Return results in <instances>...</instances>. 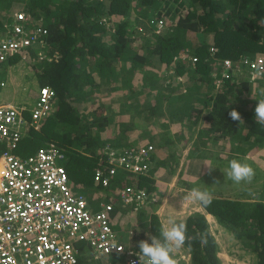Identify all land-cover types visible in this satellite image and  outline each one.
I'll return each mask as SVG.
<instances>
[{
    "label": "trees",
    "instance_id": "16d2710c",
    "mask_svg": "<svg viewBox=\"0 0 264 264\" xmlns=\"http://www.w3.org/2000/svg\"><path fill=\"white\" fill-rule=\"evenodd\" d=\"M130 1L0 0V35L8 23L5 15L9 17L11 10L17 9L28 18H33L34 22L35 19L42 20L48 32L45 38L47 44L59 52V58L48 62L36 59L37 52H31V55L29 51L33 47L27 50L28 58L36 56L33 65L38 69L35 68L38 88H51L55 97L48 119L37 131L31 132V138L19 144L16 152L26 156L38 147L54 143L66 154V168L72 184L81 183L92 188L95 184L93 172L103 161L101 152L105 142L98 134L109 122L101 116L98 104L95 105L98 103L95 96L100 93L95 77L118 80L125 69H120L119 63L126 61L147 84L154 80V74L147 69L162 65L185 79L193 80L194 84L205 81L211 71L212 60L207 48L216 50L215 57L229 60L264 55V0H183L188 4L187 12L177 19L172 28L168 27V21L179 13V6L175 7L178 0H133L138 2L135 3L136 15H132ZM156 16L166 20V28L156 35L151 34L145 24L144 31L151 35L141 40L139 45H131L129 37L133 34V26L143 25L150 17ZM105 18L115 22L116 37L110 41L112 46L103 40ZM24 26L29 29L32 25L26 23ZM180 52L196 56L198 62L192 65L182 61L178 58ZM47 53L52 56L53 51ZM20 57L17 55L7 63L14 64ZM240 77L236 75L232 83H222L217 91L208 85V92L201 93L192 102V127L197 126L202 118L216 133L213 138L209 137L211 145L223 142L221 144L225 147L237 145L239 149L244 143L264 146V126L256 122L254 113L258 100L264 99V95L255 93L249 105L245 107L243 101L236 106L239 97L245 93L250 95V86L246 81L237 84ZM83 102L91 104V120L85 118L88 113L79 112L74 106ZM244 107L249 113L244 114L242 122L233 121L229 113L236 110L242 114ZM126 132V129L121 130L115 136L117 141L110 143L115 150L122 152L128 147L145 146L127 143ZM3 151L0 145V156ZM119 174H124L125 178L130 175L126 172ZM139 179L143 182L142 187L149 194H154L151 179L142 176ZM200 207L204 210L203 214L196 212L185 220H179L186 224L187 234L195 238L190 247L187 244L183 247L190 256V264H221L217 257L218 245L209 233L206 214L224 225L240 226L235 235L238 239H245L241 242L243 246L248 244V248L245 246L243 249L254 254L255 264H264V203L213 198L211 206L200 204ZM149 226L151 234L159 238L161 226L155 216L149 219Z\"/></svg>",
    "mask_w": 264,
    "mask_h": 264
},
{
    "label": "built area",
    "instance_id": "2783aa9c",
    "mask_svg": "<svg viewBox=\"0 0 264 264\" xmlns=\"http://www.w3.org/2000/svg\"><path fill=\"white\" fill-rule=\"evenodd\" d=\"M33 22L22 12L12 15L0 35V64L17 55L26 59L29 48L44 45L47 30ZM26 23L32 26L26 29ZM147 26L158 35L166 23L162 18L150 19ZM138 31L149 35L141 28ZM207 50L212 60L208 79L214 91L222 83H232L236 75L245 77L250 87L264 85V55L229 60L215 57L213 47ZM178 58L192 65L198 62L196 56L184 52ZM38 59L44 60L45 55L38 54ZM8 83H12L10 76ZM6 86L7 82H0L1 88ZM54 97L51 88H38L28 117L25 107L0 103V143L5 147L0 157V264H78L81 251L77 243L85 244L96 258L123 255L124 264H139L138 252L120 244L111 228L113 203L93 209L82 193L73 192L65 168L66 156L54 143L26 156L16 153L29 129L37 131L48 119ZM154 152L153 145L128 147L122 152L104 149L101 166L93 172L94 183L108 190L119 171L130 174L131 179L147 176ZM118 198L120 204L136 212L157 202L155 194L128 185L120 188ZM176 261L189 264L184 256Z\"/></svg>",
    "mask_w": 264,
    "mask_h": 264
},
{
    "label": "crops",
    "instance_id": "0c3cea01",
    "mask_svg": "<svg viewBox=\"0 0 264 264\" xmlns=\"http://www.w3.org/2000/svg\"><path fill=\"white\" fill-rule=\"evenodd\" d=\"M133 26V30H134ZM131 30V33L132 31ZM111 40L116 37L114 29L110 31ZM111 46V45H110ZM39 47H35L33 51L30 52H36L39 51ZM120 64V69L125 68L121 72V75L119 76V79L114 81H110L111 79H107V77H95L94 82L99 85L100 93L98 96L101 98L102 103L106 105L107 108V114H105V118L108 120L109 125L106 127L105 131L101 134L105 133V136H100V140L102 142H105L107 144L115 143L117 140L115 139V136L119 134L121 130L126 129L128 132H126V138L127 143L134 142L136 145H142L145 143L146 145H153L155 148L154 157L152 161V170L155 174V170H159V167L162 166V163L166 162V159L169 160L166 150V146H170L169 140H171L170 135L162 136L159 134V139H155V133L154 128L157 127L155 124H161L163 120H166V126L168 127V131L172 129V125H174L176 122H181L180 126L181 129L184 131L185 129L191 130L193 128L191 124L187 125L186 122H189L192 118V113H190L192 108V102L196 101L198 96L203 92H208L207 86H212L211 81L208 79V76H206L205 81H197L194 84H190V89L185 94H179V92H163L159 91L157 88V81L159 80V77L156 74L161 73L164 71L165 68H163L164 65L161 67L159 66L156 68H148L147 72H154V77L152 80L153 83H148L146 80H142V76H138L137 71L132 70L131 66L128 64V62H122ZM150 76V75H149ZM148 76V77H149ZM159 83V82H158ZM22 85V84H21ZM13 87V85H11ZM16 89L15 87H13ZM165 90V88L163 89ZM205 90V91H204ZM192 98H187L188 95L192 96ZM4 99V100H3ZM0 97V103L1 104H8L13 105L17 107H24L20 103L19 100H16L17 97H14L10 94H5L4 98ZM6 100V101H5ZM195 103V102H194ZM114 106H117L116 108V115L115 117L110 114V109L114 108ZM26 108V107H25ZM183 109V110H181ZM113 110V109H112ZM53 111V110H52ZM160 117H163V119H159ZM165 118V119H164ZM28 119V118H27ZM154 119H159L158 122H155ZM146 120L148 121V124L145 126H140V121ZM203 119L201 118L199 123H201ZM149 122H153L154 125L150 124ZM193 122V120H192ZM190 122V123H192ZM44 123V122H43ZM42 123V124H43ZM40 124V126L42 125ZM186 124V125H185ZM197 124V126H198ZM32 131H36L33 128L29 129L28 136H24L21 140V142L24 139L31 138ZM169 133V132H168ZM131 135V136H130ZM130 136V137H129ZM206 137V136H205ZM133 138V139H132ZM159 140V141H158ZM183 141V140H182ZM20 142V143H21ZM188 143V142H186ZM165 144V145H164ZM184 144V142H182ZM1 147L4 148V144L0 143ZM177 145V144H176ZM181 145V142H180ZM218 145V143H214L211 145L213 147V150ZM263 146V145H262ZM212 150V151H213ZM254 150L255 152L250 155V151ZM119 151V150H118ZM188 151V150H187ZM224 152L227 156L226 158H223L221 156H218L216 153L213 155H201L198 154L193 159H190L186 164L184 161L179 159V164L177 166V170L174 174V176L170 177V181L168 182L165 177H157L154 175L147 174L148 178L151 179L153 182V186L159 187L161 189L158 193L161 195H165L166 197H160L159 196V204L152 206L153 204H150L149 208H146L147 212L145 213L147 218L142 215L144 210H138V212L134 211L131 207L123 206L118 201V192L122 186H132L136 189H144L143 182L141 179H137L133 177L132 181L130 183H122L124 180H120L118 177L119 173H122L119 171L116 178L112 180V185L107 191V194L103 193V190L99 189L97 185H93L92 188L85 187L81 185V188H77L75 185L71 183V188L74 193H80L82 189L85 191L89 188L90 190H87L86 195L89 196L88 200L90 201V206L93 209H98L100 204H112L113 203V211L109 214V222L111 225L112 230L114 231L115 235L117 236V240L120 244H122L125 248L134 250L135 252L139 253V247L138 243L139 241L143 240L142 237H145L147 239L146 233H150V226H149V219H151L153 216L157 218L160 225L163 226L161 222V215L164 211L165 202L169 201V198L167 197L168 191L167 189L171 190L172 188L176 190V186H174L175 177L177 179L182 175L185 179H187L188 186L190 185L191 181L194 182H200V181H206L208 180V184L214 185L212 194L213 198H219V199H237L235 198L238 194H244L243 196H239V198L244 199H237L243 202H262L264 203V192H261L260 189L264 190V186L258 190L255 189L254 183H244L237 185L233 183L230 179L226 176V171L228 167V162L232 159H239L243 162L249 161H257V165L254 166V163H251L250 165L253 167L255 172L260 173V176L262 179H264V146H256L251 143H244L241 145V148L239 149L237 145L229 146L228 148H223V150H216L215 152ZM17 153V152H16ZM32 154V153H29ZM26 154V155H29ZM255 155H258L259 157H256L255 160H252V157ZM167 156V158H166ZM156 159V160H155ZM254 159V158H253ZM180 166V167H179ZM1 167V163H0ZM158 167V168H157ZM169 169V168H168ZM178 171V174H177ZM177 174V176H176ZM147 176H142L146 178ZM260 181V179H254ZM168 182V183H167ZM196 183V184H197ZM228 183V187L227 184ZM117 184H120L119 187ZM163 185V186H162ZM167 187H165V186ZM224 186L226 188L224 189ZM115 188V189H114ZM145 190V189H144ZM223 190H227L226 196L223 194ZM191 189H189L190 193ZM258 191V192H257ZM254 193L253 196L251 194ZM223 194V196H222ZM247 194V195H246ZM249 194V196H248ZM257 195L256 199L255 196ZM252 201V202H251ZM188 203V200H187ZM152 206V207H151ZM200 206V205H199ZM168 207V205H167ZM195 212L204 213V210L199 207L198 210ZM143 217V218H142ZM211 215H205L206 220L209 218H212ZM142 218V221L139 222V219ZM183 220V219H177ZM143 222V225L141 226ZM146 222V223H145ZM222 228L225 229V232H229L232 234L235 238L237 236L235 233L238 231L239 227L236 226H227L224 225L222 222H218ZM220 227V226H219ZM217 227V228H219ZM220 227V228H221ZM219 228V229H220ZM152 235V234H151ZM232 238L234 240L235 238ZM241 241L245 239H240ZM240 241V242H241ZM150 242V241H149ZM242 244V243H241ZM78 248L81 251V255L79 258V264H81V261L84 259L91 258V261L97 262V264H110L111 262L115 263L113 259L120 256L122 260L118 262V264H124V256L123 255H106V256H100L99 258H96L85 246V244H76ZM243 245V244H242ZM80 246V247H79ZM179 252L183 254L185 258L189 261V254L184 251V249H179ZM175 253V257H176ZM187 255V256H186ZM223 263L224 260H223ZM179 264H186L185 262H180ZM190 264V261H189Z\"/></svg>",
    "mask_w": 264,
    "mask_h": 264
},
{
    "label": "rangeland",
    "instance_id": "374dc122",
    "mask_svg": "<svg viewBox=\"0 0 264 264\" xmlns=\"http://www.w3.org/2000/svg\"><path fill=\"white\" fill-rule=\"evenodd\" d=\"M131 1H132V3L130 5V10L132 12V15L133 14L136 15L137 13H136L135 9H137V6L135 3H138V2L133 1V0H131ZM167 1H173L174 2L176 0H167ZM175 4H176L175 7L179 6V13L175 17V21L173 20L174 25H175V22L177 21V19L179 17L185 16V13L187 12V5H188L183 0H178ZM11 11L14 13L17 11V9H14ZM5 16L9 19L8 15H5ZM105 20L108 21V18H105ZM107 21H106V24L104 27L105 28V36H104L103 40L106 44L112 46V43L110 42L111 41V38H110L111 37V35H110L111 29H108V27L114 28V26L110 25L109 22H108L109 23V25H108ZM33 50H31V51H33ZM36 52H38V51H36ZM30 54L32 55L31 52H30ZM35 57L36 56H33V58H35ZM25 58L26 59L20 57V59H18L17 62H15L14 64H11V65H9V63L0 64V82H5V83L7 82L6 87H3V88L0 87V97L3 99L5 94H10V95L14 94V97L15 96L17 97L16 100H19L20 103L22 105H24V107H26V111H27L26 116L28 117V111L33 106L32 102L36 96L38 83H37V77L35 76V72H36L35 68L37 69V66L33 65L34 60H33L32 56H31V59L26 57V56H25ZM156 75L159 77L160 81H158V82L160 83L162 81L161 78L164 77L163 71L159 74H156ZM9 76L12 79V83H10V84L8 83V77ZM244 81H246V78L242 77V78H240V80L238 81L237 84H242L241 82H244ZM11 85H13V87H15L16 89H14ZM158 85H157V87H158ZM249 89H250V91H249L250 95L245 93V94H243L242 97H239V99H237V101H236V106L241 105L244 101L243 105L246 107V105H249L251 103V100H253V98H254L253 96H255L256 94L260 95V93H262L261 95H264V85H258V87H249ZM95 97H97V101H98V103L96 102L95 105L98 104L99 112H102L101 116L103 117V116H105V114H107L106 105L102 103V100L99 96L96 95ZM192 97H193V94H192V96H190V95L187 96V98H192ZM89 105H91V104L88 102H83V103L74 105L77 107L79 112L88 113V115L85 117V118H87V120L92 119V116L90 113L92 109H90ZM245 107L241 109V112H242V114H240L241 118L244 116L245 113H249L248 110L245 109ZM116 108H117V106H114V108L110 109L109 113L113 114V117H115V115H116V113H115ZM88 110H90V111L88 112ZM159 119H163V117H160ZM158 120L154 119L155 122H158ZM140 122H141L139 124L140 126H145L148 124V121H146V120H143ZM190 122H192V119L189 122H186V124L187 125L191 124V126H192L193 122L192 123H190ZM149 123L154 125L153 122H149ZM166 123H167L166 120H163V122H161L162 125L155 124V125H157L158 129L156 127L154 128L155 139H153V140L159 139V134H161L160 137L165 135L166 138H168L167 136L170 135L171 140H172V141H170V140L168 141V142H170V144H169L170 146H166L167 147L166 153H167L169 160L166 159V162H164V164L162 163V166L159 167V170H155V174L152 173L156 176V178L157 177H160V178L165 177V179L169 182L171 179L170 177L171 176L173 177L176 170H177V166L179 164V159H181V156H182V161H184L185 164L190 159H193L195 156H197L198 154H201V155L205 154V155L209 156L211 154L213 155L214 153H216L218 156L226 158L227 155L224 152H221V151L215 152V151L216 150H223V148H228L229 146L225 147V145L221 144L223 142H219L218 145L213 150V147H211L212 142L210 141L209 137L213 138L216 133L211 131V129L207 123H204L203 121H201V123L198 124V126L191 128V130H189V132L187 129H185L184 131L181 129L182 128L180 126L181 122H179V124H178V122H176L174 125H172V127H171L172 129H170L168 131V129H167L168 127L166 126L167 125ZM204 128H206L207 130ZM105 129L106 128H104V130H102V132L105 131ZM203 130L205 132H203ZM102 132H100L98 134L99 138L101 135L105 136V133L101 134ZM205 136H207V137H205ZM32 141L35 142V139H33ZM180 142H181V145H180ZM182 142H184V144H182ZM186 142H188V143H186ZM145 143H147V142H145ZM145 143L142 145H146ZM107 148L108 149H114L115 147H112V145L105 143L103 149L107 150ZM254 152H255L254 150L250 151V155H252ZM167 156H166V158H167ZM256 157H259V156L254 154V156L252 157V160H255ZM249 163L250 164L254 163V166L258 164L257 161H255V162L249 161ZM149 174H151V172H149ZM149 174H148V176H149ZM177 174H178V171H177ZM177 174H176V176H177ZM182 174L183 173L181 172V176L178 179H177V177H175V181H174L175 185L174 186H176V190H174L173 188L171 190L167 189L168 193H166V194H167V197L169 198V201L165 202V205L167 203L168 207H167V205L165 206L164 211L161 215V222H162L163 226L166 225L167 218L170 216L175 217L176 219L179 218V219L185 220L188 216L196 213L195 211L198 210V208L200 207L199 206L200 204H199V202H195V201H192L190 199H187V197L189 195V192H188L189 189H192L195 187V188H200L202 190L207 189L211 192L213 191L214 185L208 184V180L200 181L198 183L197 182L193 183V181H191L190 185L188 186L187 179H185ZM148 176L146 178H148ZM118 177L122 181V180H124L125 175L119 174ZM126 178H127V181L125 180V182H122V183H126V184L130 183L133 179V178L131 179V177H129V176H127ZM254 179H260V181L254 180ZM254 179L252 180V182L254 183V187L256 190H258L264 186V179L261 178L260 173L255 172ZM81 185H82V187L84 186V184H81V183L76 184L75 186L77 188H81ZM119 185L120 184H117L118 187H119ZM226 185H227V187L229 186L228 183ZM165 187H167V186H165ZM158 188L159 187L154 188L153 192L157 198V202L154 203L152 206L159 204V202H158L159 196L161 198L166 197L165 195H161V194L158 195V193L160 192L159 189H161V188H159V189ZM225 188H226V186H224V189ZM161 190H163V189H161ZM260 190H261V192H264V190H262V189H260ZM80 193H82L86 197L87 192L84 189H82L80 191ZM103 193L107 194L108 192L103 191ZM223 194H224V196H226L227 190H223ZM223 194H222V196H223ZM243 195L244 194H238L235 198L241 199V198H239V196H243ZM253 195H254V193L251 194V196H253ZM248 196H249V194H248ZM88 198H89V196H88ZM256 198H257V195L253 199H256ZM187 200H188V203H187ZM241 200H244V199H241ZM147 210H144L142 213V215H144L145 217L147 216L145 214L147 212ZM142 218L139 219V222L142 221ZM207 222L209 224V233L213 236V238L215 239V241L218 245L217 257L220 260L221 264H255L256 263V259L254 257V254H252L251 252L250 253L246 252L243 249V247L245 248V246L248 248V244H246V245L244 244V246H243L241 244L242 241L240 239L235 238L229 232H227V234L225 232H223V231H225V229L221 227V225L218 223L219 221L216 218H214V217L209 218L207 220ZM142 225H143V222H142L141 226ZM217 227H219L220 229ZM233 237L235 238L234 240H232ZM141 239L144 240L145 237H142ZM177 252H179V251H177ZM113 260L115 263L111 262L110 264H118V262L120 260H122V258L120 256H118L117 258H115ZM223 260L225 263H223ZM81 264H97V262H95V261L93 262V261H91V258H89L86 260L83 259L81 261Z\"/></svg>",
    "mask_w": 264,
    "mask_h": 264
},
{
    "label": "clouds",
    "instance_id": "9594fccd",
    "mask_svg": "<svg viewBox=\"0 0 264 264\" xmlns=\"http://www.w3.org/2000/svg\"><path fill=\"white\" fill-rule=\"evenodd\" d=\"M16 12H18V11H16ZM14 13L13 12L9 13L10 14L9 19H7L8 23H6V24L9 25V23L12 19V15ZM159 18L164 19L163 17H158V16L150 17V19H159ZM31 19H33V18H31ZM150 19L146 20L143 23V25H136L134 27V30L132 31L133 34L131 37H129V39L131 40V45L137 46V45H139L141 40L147 39V36L139 33L138 29L141 28L143 30V32H145L143 29V26L145 24L147 26ZM173 20L175 21V18L173 19L171 17L169 19L168 27L172 28L174 26ZM35 22L39 26L43 25L42 28L46 29V27L42 23V20L35 19ZM108 22L109 21H107L108 25L110 23V25H113L115 28V25H114L115 22H109V23ZM114 28L108 27V29H111V30H113ZM114 31H115V29H114ZM146 33L149 34V32H147V31L145 32V34ZM150 35H148V37ZM46 36H47V34H46ZM46 36L44 37V41H45L44 45L33 47V49L35 47L40 48V50L37 52L36 59H38V54L45 55L44 61H48L49 58H50V60H54V59L59 58V52H55L56 50L52 46L49 47V45L47 44V42L45 40ZM49 50L53 51L52 56L48 55L47 51H49ZM26 52H28V51H26ZM13 58H15V57H13ZM13 58H10L7 62H9ZM48 62H50V61H48ZM163 68H165L163 71L164 77L161 78L162 81L160 83H158V81H157V85L159 84L158 85L159 88L157 87L158 90L163 91L165 93L168 91H170V92L177 91V92H179V94L187 93L188 90L190 89L189 85L193 82V80L190 81L188 79H185L184 77L177 75L175 73V71L172 69H169L168 66L164 65ZM45 87H47V86H45ZM164 88H165V90H163ZM254 113H255L256 122L258 124H260L261 126H264V99L258 100V103L254 109ZM229 116L231 117V119L233 121H241L242 122L241 115L236 110H232L229 113ZM4 149H5V147H4ZM65 156H66V154H65ZM66 165H67V157H66V161H65V168H66ZM66 171H67V168H66ZM67 175H68V173H67ZM226 176L228 179H230L233 183H235L237 185L241 184L242 182L251 183L255 177V170L247 162H243L239 159H232L228 162ZM68 179H69V176H68ZM69 182H70V179H69ZM70 186H71V182H70ZM100 189L104 191V189H102L101 187H100ZM187 199H190V200L195 201V202H199L202 206L208 207V206H211V204L213 203V194L211 191H209L207 189L202 190L200 188L194 187L191 189ZM187 231H188L187 226L184 222L178 221L175 217H172V216L168 217L167 221H166V225L162 226L160 229L159 238L157 236L151 235L150 233H146L147 239L139 241V243H138L139 264H177L176 259H178V258L181 259L183 256V254H181V252H177V251L179 249H182L186 244L190 247L191 242L193 241V239H195L194 237L189 236L187 234ZM175 253L177 254L176 257H175ZM80 255H81V253H80ZM189 258H190V256H189ZM180 262L183 263V261H180ZM78 264H79V260H78Z\"/></svg>",
    "mask_w": 264,
    "mask_h": 264
}]
</instances>
